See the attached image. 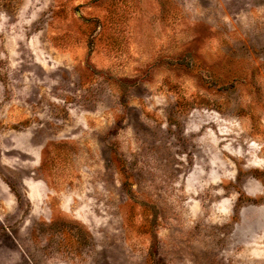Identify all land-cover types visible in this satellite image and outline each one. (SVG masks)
<instances>
[{
  "label": "rangeland",
  "instance_id": "obj_1",
  "mask_svg": "<svg viewBox=\"0 0 264 264\" xmlns=\"http://www.w3.org/2000/svg\"><path fill=\"white\" fill-rule=\"evenodd\" d=\"M0 264H264V0H0Z\"/></svg>",
  "mask_w": 264,
  "mask_h": 264
}]
</instances>
